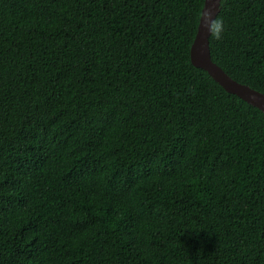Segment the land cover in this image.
Listing matches in <instances>:
<instances>
[{
  "label": "trees",
  "instance_id": "trees-1",
  "mask_svg": "<svg viewBox=\"0 0 264 264\" xmlns=\"http://www.w3.org/2000/svg\"><path fill=\"white\" fill-rule=\"evenodd\" d=\"M204 4L0 0V264H264V111L193 64ZM210 49L264 93V0Z\"/></svg>",
  "mask_w": 264,
  "mask_h": 264
},
{
  "label": "water",
  "instance_id": "water-1",
  "mask_svg": "<svg viewBox=\"0 0 264 264\" xmlns=\"http://www.w3.org/2000/svg\"><path fill=\"white\" fill-rule=\"evenodd\" d=\"M221 4L222 0H205L198 31L191 46V60L195 66L208 71L227 91L264 111V93L232 78L212 58L210 36L213 23L221 10Z\"/></svg>",
  "mask_w": 264,
  "mask_h": 264
},
{
  "label": "clouds",
  "instance_id": "clouds-1",
  "mask_svg": "<svg viewBox=\"0 0 264 264\" xmlns=\"http://www.w3.org/2000/svg\"><path fill=\"white\" fill-rule=\"evenodd\" d=\"M216 27H217V28L219 27V22H217Z\"/></svg>",
  "mask_w": 264,
  "mask_h": 264
}]
</instances>
